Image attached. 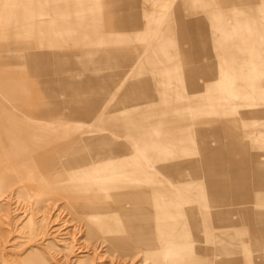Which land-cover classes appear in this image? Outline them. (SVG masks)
Instances as JSON below:
<instances>
[{
  "label": "rangeland",
  "instance_id": "374dc122",
  "mask_svg": "<svg viewBox=\"0 0 264 264\" xmlns=\"http://www.w3.org/2000/svg\"><path fill=\"white\" fill-rule=\"evenodd\" d=\"M239 1L232 0L230 2ZM243 1L242 4L230 5V2L227 4L223 0H167L165 2L167 6L160 8L158 0H0V77L3 75L0 78V111H9L14 118L27 121L30 119L24 117L25 115L19 110L36 114L32 110L33 107L45 109L48 114V122L52 127L54 126L49 134L56 138V142H61L59 144H62L63 140L73 142L67 149L70 153L78 152V150L83 152V135H86L89 129L95 128V124H92L90 120L96 122L102 116L116 117L121 121L129 122L130 138L134 140L143 139L147 134H140L141 127L134 121L135 116L131 107H127L126 104L130 105L131 101L136 98L153 97L154 100L149 101L152 105H164L155 99L160 93L158 77L162 75L165 85L168 84L170 87L171 97L185 96L187 103L184 110L175 111L174 114L177 117L172 114L165 116L166 119L171 120L167 126H156L151 131V134L156 135V139L145 141L146 143L142 145L145 150L144 153L161 151L163 147L188 145L185 151L186 155L183 157L194 156L195 162L204 169L203 157L199 154L198 149L201 144V134L210 129L208 122L199 124L200 121H203L199 117L205 116V112L214 111L215 113L210 114V116L235 120V125L243 133L244 140L250 139L246 135L248 132L257 135L259 129L264 130V115L263 117L260 116L263 108L260 105L245 106L238 98L239 95H244L247 96L248 101L256 100L257 95L252 92L262 91L263 88L264 61L256 63L251 59H256L257 56L246 53H255L259 50L261 56L264 57V38L260 37L259 24L257 25L258 31L254 33L257 35L255 38L251 29H244L243 24H238V18L241 17L240 19L244 21L245 14L254 15L259 3L261 1L264 3V0H251L248 4L245 3V0ZM207 2H214L215 5L207 6L205 5ZM162 4L164 6V2H160V5ZM153 10L163 11L160 15L162 16L160 22H158L159 18L156 19L158 15L155 13L153 15L156 21H150L149 11ZM244 10L246 13H243ZM217 13L223 16H221V21L227 27V37L239 39V48H232L225 52L224 46L218 45V38L212 37V33L216 32L217 29L214 21ZM180 17L184 18V21L191 20L192 23H194L195 18L202 19L204 27L190 28L198 31V33L206 32L209 54L207 56L202 55L200 58L204 64L208 63L215 67L222 64V56L236 53L244 54L239 65L235 67L231 65L220 73H216L214 70L216 75L214 80L210 82L208 81L213 79L211 75L196 76L194 79L197 84L202 85L207 82L197 92L192 90L188 79L190 73L187 68L192 67L193 63L188 61L190 56L184 53L182 49H191L192 46L189 41H184L180 37L181 31L178 23ZM164 33L169 37L163 38ZM167 42L170 46L163 48V54L156 52L158 44H166ZM176 45L180 49L178 53ZM74 49L85 54H81L79 57L75 56V62L68 63L65 69L62 68L60 72L55 70V74L51 73L50 76H47V71L49 73L54 70L46 62L47 52L49 51L53 55V50H61V52L65 50L67 53ZM33 54H39V56ZM95 57L100 58L96 61ZM166 57H173V60L170 62L162 60ZM79 59L82 60L79 61ZM135 59L136 61H134ZM222 68L224 66H220L217 71ZM11 69L15 70L16 73L10 75ZM39 73L40 76H38ZM70 77L75 82L80 79V87H82L80 89L86 91L68 94L60 92L58 88L62 87L63 81L58 85V80H67ZM20 82L23 85H20ZM36 88H39L41 93L36 91ZM66 88V90L72 89L73 91L72 87L66 86ZM45 90L51 92L50 108H48ZM79 95L86 98L87 102H81L79 105L73 102V98ZM54 99L55 103L53 104ZM200 103L203 104L196 105ZM80 108L85 111L79 113ZM103 109L106 110V113L102 111ZM164 110L168 113L171 112V109L168 108ZM153 111L160 112L162 110L156 108ZM102 113L104 115L100 116ZM89 114L92 116L89 117ZM85 115L88 116L87 122H85L87 128L82 129L77 121L85 120L82 118ZM189 119L194 124L192 131H184L185 128L191 126ZM172 130L179 132L174 135H164L165 132ZM119 133H122V130H119ZM73 137L75 138L73 139ZM71 138L73 140H70ZM117 138L121 139V137ZM222 140L225 143L228 138L223 137ZM210 142L207 141V144ZM249 146L252 152L258 153L259 160L264 161V140L263 142L250 140ZM239 157L237 155V158ZM158 165L163 167V165L155 162L150 164L152 168L157 169L159 168ZM2 194L0 219L8 214L12 215L15 199H8L6 193ZM27 199L25 193L19 197L21 204L26 203ZM57 206L61 207L62 205L57 204ZM39 213L33 214L34 220H38ZM108 213L110 215V211ZM232 218L235 219L236 215H233ZM5 225H0V264H20V261L29 255L35 257L33 250L40 251L48 264H57L53 259H50L47 252H44L43 248L47 243L56 249L71 253L70 256H67L71 258L73 264L117 263L116 257L105 252L106 247H101L97 251H92L91 247L86 252H78L76 247L72 251L68 250L66 247L70 243L73 244L74 238H71L69 234H60L57 238L37 237L35 241L31 242V245L27 246L19 242L21 246L15 248L11 242L7 241L6 244L1 242L2 235L6 233L2 237L3 240L7 239V234L10 233H8L10 227ZM114 226L118 233L124 228L133 236L139 235L144 238L143 235L150 232L158 238V231L156 230H147L143 234L135 232V227L131 222L128 224L115 221ZM246 228V223L239 224L232 230V233L234 236L246 237L248 233ZM24 230L27 231L28 229ZM212 233L216 237L218 230L215 225L212 228ZM11 235L8 236L16 237L18 233L13 232ZM60 237H65V239L61 242L58 239ZM134 237L132 238L134 239ZM214 241L212 250L216 254H187L173 251L164 253L162 251L165 248L155 243L147 246L133 244L128 249L133 255L131 264H234L228 261L224 262L223 259L227 257L237 259L245 255L244 252H241L231 254L229 257L221 252L220 247L216 245V240ZM182 249L186 250L185 248ZM182 249L179 248V251ZM260 255V261L263 260L264 264V248L261 249ZM242 264H244L243 261Z\"/></svg>",
  "mask_w": 264,
  "mask_h": 264
},
{
  "label": "crops",
  "instance_id": "0c3cea01",
  "mask_svg": "<svg viewBox=\"0 0 264 264\" xmlns=\"http://www.w3.org/2000/svg\"><path fill=\"white\" fill-rule=\"evenodd\" d=\"M158 1L160 8L167 6L165 3L167 0ZM230 1L232 0H223L227 4ZM250 1L245 0V3L248 4ZM160 2H164V6L163 4L160 5ZM237 3L242 4L244 1L240 0L239 2H230L229 4L233 5ZM205 5L211 6L215 4L214 2H207ZM149 13V19L152 22L158 18V22H160L162 19V16H160L163 13L162 10H153L149 11ZM153 13L158 15L156 19H154L155 16ZM243 13H246V10ZM221 16L220 13H217L215 17L214 21L217 29L216 32L212 33L214 35L212 37L214 39L218 38L219 44H217L220 47L224 46L225 52L230 51L232 48H239V39H230L227 37V27L221 21ZM240 18H238V24H243L244 27L243 25L242 27L244 29H251V33L255 38L257 35L254 33L258 31L257 25L259 24L260 37L264 38V3L262 1L259 3L254 15L248 16L245 14L244 21ZM178 23L181 31V39L189 41L192 46L191 49H182V51L190 56V60L188 61L193 63V66L187 69L190 73L188 78L190 80L189 83L194 92H197L200 87H203L207 83L202 85L197 84L194 79L196 76L211 75L213 79L208 81L210 82L214 80V76L216 75L214 74V70L216 73L223 72L231 65L234 67L239 65V62L244 58V54L236 53L222 56L221 65L214 67L208 63L204 64L200 61V58L202 55L207 56L209 54L206 32L198 33V31L190 28H197V26L204 27L202 19L199 17L195 18L194 23H192L191 20L184 21V18L180 17ZM84 24L86 25L85 20ZM162 37L168 38L169 35L164 33ZM165 46H170L169 42L166 44H158L156 52L163 54V48ZM176 51L177 53L180 51L177 45ZM50 53L48 51L46 54V62L54 70L49 73L47 71V76H50L51 73L55 74L56 71L60 72L62 68H66L68 63L75 62V56L79 57V55L85 54L77 52L75 49L67 53L65 50L63 52L61 50H53V55ZM246 54H250L251 56L256 55L258 58L251 59L256 63L264 61V57L261 56L259 50L255 51V53ZM33 55L39 56V54ZM95 58L97 61L100 57ZM81 60L79 59V61ZM162 60L170 62L173 60V57L162 58ZM220 66H224V68L217 71ZM13 73H16V71L11 69L9 74ZM38 76H40V73ZM159 77L158 86L160 93L155 99L161 101L164 105H152L150 102L154 100L153 97L136 98L131 101L130 105L126 104L127 107H131L132 113L135 116L134 121L141 127L140 134H147L145 138L138 140L131 139L128 131V129H131L129 122L121 121L116 117L102 116L96 123L90 120L97 127L89 129L86 133L90 137H86L85 134L83 135V152L78 150V152H68V154H78L76 158L81 163L86 162L87 168H90L91 158L93 157L96 165H98L96 161H102L103 163L108 159L111 162V167L117 169L118 181L116 184H111V191L116 194V197H112L110 201L111 217L109 220L112 223H115V221L126 222L128 224L129 222H134L135 232L139 234H143L147 230L158 231V238H156L154 233L150 234V232L144 234V238L139 235H134V237L127 231L128 235L131 238L134 237L136 241H146L147 239L154 238L153 243L165 248L162 251L164 253L173 251L187 254L207 252L216 254L212 250L215 244L214 240H216V245L220 247L221 252L227 254L229 257L231 254L245 253L243 257L237 259L227 257L223 259L224 262L228 261L229 263L242 264L243 261L244 264H263V260L260 261V251L264 248V161L259 160L258 153L250 150L249 143L250 140L263 142L264 130L259 129V134L257 135L248 132L246 135L250 139L244 140L243 133L235 125V120L210 116V114L215 113L214 111H210L205 112V116L199 117L200 120H203L199 122L200 125L204 122L210 124V129L201 134V144L198 149L199 154L203 157L204 169L201 168L200 164L195 162L194 156L183 157L186 155L185 151L188 145L163 147L161 151L151 152L149 154L144 153L145 150L142 145L146 143L145 141H153L156 139V135L151 134V131L156 126H167L171 120L166 119L165 116L172 114L177 117L174 114L175 111L179 109L184 110L185 104L187 103L185 96L178 98L171 97L169 85H165L162 75H159ZM71 79L70 77L67 80H58V85L63 81L62 87L58 88L60 92L68 94L71 92L86 91L80 89L82 88L80 87V79L78 82L72 81ZM76 83L78 84L76 85ZM262 83V91L252 92L257 95L256 100L248 101L247 96H238L245 106L260 105L263 108L261 117L264 115V79H262ZM20 85H23L22 82H20ZM66 86L72 87L73 91L72 89L66 90ZM74 88L76 89L74 90ZM38 89L36 88L35 90ZM45 93L47 94L48 108H50L51 102H49V99L52 97L51 92L49 93L45 90ZM86 100V98H82L80 95L73 98V102L78 105L81 102H87ZM52 103H55V99ZM202 104L196 105L199 106ZM53 107L55 108V106ZM156 108L162 111H153ZM166 108L171 109V112L163 111ZM78 111L81 113V111L85 110H81L80 108ZM102 111L106 113L105 109ZM101 115H104V113ZM91 116L92 114H89V117ZM82 118L86 120L88 116L85 115ZM189 124L191 126L185 128L184 131H192L193 121L190 120ZM119 130H122V133H119ZM177 132L179 131L172 130L165 132L164 135H174ZM117 137H121V139ZM223 137H227L228 141L224 143L222 140ZM212 138L213 141L210 142ZM207 141L210 143L207 144ZM87 148L90 150L88 151ZM237 155L240 157L237 158ZM65 159L66 161L70 160L67 157ZM152 162L159 163L163 167L158 165V169L152 168L150 166ZM99 165L101 166V164ZM124 176L126 178L122 181L121 178ZM124 189H127L128 195L129 191H131L133 194L132 197L126 199L121 198ZM233 215H236L235 219L232 218ZM138 223H145V225L137 226ZM245 223L247 224V236H234L232 230L239 224L243 225ZM214 225L218 230L216 237L212 233ZM205 232L208 235H206L207 237L205 236ZM134 239L132 238L133 241ZM206 241H208L207 244ZM143 245L146 246V244ZM171 248L174 249L172 250ZM179 248H185L186 250L182 249V251H179Z\"/></svg>",
  "mask_w": 264,
  "mask_h": 264
},
{
  "label": "bare ground",
  "instance_id": "6f19581e",
  "mask_svg": "<svg viewBox=\"0 0 264 264\" xmlns=\"http://www.w3.org/2000/svg\"><path fill=\"white\" fill-rule=\"evenodd\" d=\"M32 110L36 114L19 110L24 117L30 119L27 121L14 118L9 111H0V200L3 199L2 193H6L8 199L15 198L12 209L14 216L8 214L0 219V225L6 224L10 227L7 239L2 240L5 233L1 237V242L5 244L7 241L11 242L16 248L21 246L19 242L31 245L37 237L57 238L60 234H69L75 239H71L73 244L70 243L66 247L68 250L72 251L76 247L78 252H86L91 247L92 251L106 247L105 252L116 257V264H131L133 255L128 247L131 248L133 244L147 246L153 243L154 238L132 241L126 229L122 228L118 233L115 231L114 223L109 220L110 201L112 197H116L111 191V184L118 181L117 169L111 167L108 159L103 163L96 161L98 163L96 165L93 157L90 168H87L86 162L81 163L76 158L78 154H68L67 149L73 142L63 140V143L59 144L61 142H56V138L49 134L54 126L52 127L47 120V111L37 107H33ZM77 122L82 129L86 127L87 120ZM86 137L90 136L86 134ZM66 157L70 160L66 161ZM125 178L124 176L121 180L124 181ZM24 193L28 201L21 204L19 197ZM132 195L131 191L128 195L127 189H124L121 198L126 199ZM56 210L57 212H54ZM35 213H39L38 220L33 218ZM143 224L145 225L138 223L137 226ZM26 228L27 231L24 230ZM13 232H17L18 235L9 237L8 235L12 236ZM58 239L62 242L65 237ZM43 249L57 264H73L69 257L71 253L56 249L49 243L45 244ZM51 250L53 252H50ZM32 252L35 257L29 255L20 261V264H48L40 251Z\"/></svg>",
  "mask_w": 264,
  "mask_h": 264
}]
</instances>
